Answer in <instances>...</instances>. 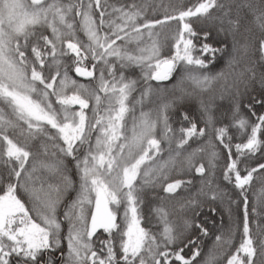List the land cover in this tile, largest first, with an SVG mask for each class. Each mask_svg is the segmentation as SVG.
<instances>
[{"label": "snow or ice", "instance_id": "6c2138e0", "mask_svg": "<svg viewBox=\"0 0 264 264\" xmlns=\"http://www.w3.org/2000/svg\"><path fill=\"white\" fill-rule=\"evenodd\" d=\"M244 6L251 8L250 4ZM215 8L225 9L226 6L220 0H201L194 8L181 9L173 15L166 14L163 19L145 20L141 24L138 20L143 18L146 5L113 8V12L119 13L116 19L121 21L116 23L115 19L105 18L111 14L102 6V0H0V141L4 144L0 161L8 169L6 174L0 173V264H13V258L15 264H45L43 257L60 248L63 221L57 215V207L72 186L63 167L64 157L76 160L80 176L79 191L63 215L68 222V250L66 255L61 252L64 264H170L171 260L178 264H195L200 255L199 248L186 258L182 253L187 245L170 247L177 245L181 236L169 223L165 209H154L163 223L160 239L141 226L140 205L143 201L140 194L145 186L168 180L189 141L203 137L210 128L215 131L216 139L230 149L231 144L224 140L228 134L227 126L215 128L210 106L201 103L205 127L198 129L188 114L183 113V119L189 120L191 126L182 127L177 138L168 122L167 111L172 106L171 102L160 105L155 119L151 111L143 110L136 117L135 105H143L151 98L154 89L147 81L168 80L180 64L185 69L181 79L190 81L202 92L209 90L218 76L223 75L201 74L194 70L207 68L215 59V53L222 49L206 42L197 49L193 38L199 34L189 20L209 16ZM230 11L228 6L225 15ZM172 20L179 21L181 27L178 35L173 37L175 51L163 57L160 34L154 30ZM255 20L264 30V12L255 15ZM229 23L238 28L240 21L230 20ZM37 28H46L51 36L38 34ZM105 28L108 31H104ZM78 30L83 31L87 43L79 39ZM145 32L151 43L141 46ZM209 35L208 32L203 33L204 40ZM117 41L124 43L118 45ZM130 43L137 44L135 53L126 47ZM29 47L34 61L26 55ZM259 49L264 56V39L260 41ZM197 50L202 55L211 54L212 60L206 61L202 55H195ZM69 52L75 55L73 63L78 76L93 77L97 65H102L98 92L95 89L90 91L86 85H78L69 76L68 65L61 59ZM89 57L96 62L92 65L93 70L83 67ZM110 58H115L121 68L135 65L143 72L146 87L134 104H129V100L136 91L137 81L126 79L123 72L117 79ZM46 67L51 73L50 78L44 73ZM105 69L111 80L105 77ZM69 87L75 89L71 94L67 91ZM99 92L104 93V97ZM92 100L95 105L93 115L89 117L85 109L89 108ZM75 105L79 106L78 110L73 108ZM130 113L132 126L129 133L127 117ZM234 113L238 115V105ZM257 121L251 125L247 141L235 144L236 158L233 159L229 153L223 174L226 181L234 182V187L244 197L243 240L229 256L227 264H256L254 258L258 249L264 256V239L257 246L251 234L245 195L246 186L254 179V173L264 169V163L250 169L245 165L243 171L246 174L243 175L239 167L242 157L254 155L264 144L257 135L264 128V115L258 116ZM158 126L163 129L159 138L156 135ZM232 126L243 131L249 126V121L240 116ZM9 130L22 138V142L10 138ZM93 132L97 133L95 143H92ZM228 139L230 141L231 137ZM37 140H40V151L34 153L30 148ZM173 141L175 149L172 148ZM165 142L169 155L167 159H161ZM85 146L83 158H78L77 153ZM203 151V148L196 149L185 158L188 170L195 167L201 176L207 170L203 163L195 166L194 158ZM49 154L53 158L51 161L40 159L41 155ZM217 157L213 146L209 153L210 169L216 167ZM30 160L32 164L28 167ZM40 169L60 178V183L48 184L50 191L43 200L37 195L35 186L38 179L35 173ZM186 183L191 181L177 179L166 183L163 190L174 194ZM208 186L211 187L210 180ZM21 190L33 200L32 209L26 207L21 199ZM223 195L212 191L211 199ZM189 203L195 204L196 201ZM91 205L94 209L89 223L88 206ZM121 207L124 208L121 217L123 227L118 221ZM30 212H35V216ZM186 226L192 225L186 222ZM195 226L207 235L202 225L197 223ZM98 229L108 233V239L101 241L103 247L100 252L104 255L94 248L93 237ZM117 237L119 256L115 250ZM216 241L229 244L231 238L217 236ZM195 243V240L189 241V244ZM47 264H53V261L49 259Z\"/></svg>", "mask_w": 264, "mask_h": 264}, {"label": "rangeland", "instance_id": "374dc122", "mask_svg": "<svg viewBox=\"0 0 264 264\" xmlns=\"http://www.w3.org/2000/svg\"><path fill=\"white\" fill-rule=\"evenodd\" d=\"M194 3L195 0H102V6L107 9V12L110 13V17L106 16V19H115L116 23H121L118 19H116L119 16V13L113 12V8H127L130 5H137L138 7L145 6L146 5V10L144 12L143 18L138 20V23H144L145 20H156V19H163L164 16L167 15H173L176 12H178L181 9H186L188 7H195L196 5L191 3ZM221 3L225 4L226 8L228 6L227 0H220ZM227 4V5H226ZM250 4L251 8L245 7L244 5ZM235 9L238 10L241 9L245 12L246 15L245 18L246 20L249 21L250 26L254 30V32H257L256 29L262 34L261 40L264 39V30H262L257 21L255 20V15H258L260 12H264V3H261V1H256V0H237L235 4ZM225 9L221 8H215V11L213 13H210V15L207 18H203L200 20H197V24L194 21H190L192 27L194 30L198 33L203 35V33L207 32V29H210V35L212 42L215 43V45H226L229 47L228 52L229 55L228 57H225V66L228 67L223 70L222 69H216V70H210V69H194L195 71H198L199 73H208L209 75L216 76L219 73L224 75L218 76V78L214 81L212 87L207 90V91H200L198 88H195L190 81L187 80H182L181 78L185 75V69L183 64H180L177 66L176 71L173 72L172 76L168 80L164 81H155V80H149L147 81L148 84H150L154 92L149 100H146L143 105L136 104L135 105V115L136 117H139L141 110L145 112L151 111L152 117L155 119L158 113V110L160 108V105L163 103H169L171 102V107L167 111V115L169 117V124L171 128L173 129L176 137L178 138L180 134V129L190 127V122L189 120H182L183 118L181 117V112L180 110V101L183 100V94L186 96V94L189 95L190 98V117L191 120H193L197 124V128H203L205 127V120H204V114L201 110V103L204 105H209L210 106V111L212 116L214 117V127L215 126H220V127H225L227 126L228 129V134L226 138L231 137V141L234 140V142L237 143H244L248 139V135L251 133V125L254 124V122H250V119L239 110L238 115L234 113V109L236 108V91H235V73L231 72L232 65L237 66V60H238V48H239V41L238 36L235 34V31L232 30L230 25L228 24V21L230 20V12H228L227 15H225ZM237 13V11H234ZM95 16L97 19V22L99 21V12H95ZM229 17V20H228ZM181 27V24L177 20H172L166 23L163 26H157V28L154 30L155 32H158L159 35V40L161 44L163 45L162 47V56L163 57H168L170 56L175 49L173 48V44L175 43L173 37L178 35L179 29ZM77 28L79 29V18H77ZM37 33H43L44 35H49L51 36L50 31H48L46 28H37L36 29ZM104 31H108L107 28L104 29ZM144 31V30H142ZM77 36L79 39L87 43V37L83 33V31H77ZM196 38V37H195ZM193 38L194 43L197 45V49L205 43V42H200L196 41V39ZM226 42V43H225ZM244 42V41H243ZM257 41L255 40V47L257 49L252 52V58L256 60L257 63L262 62L261 60H264V56H262L260 49H259V44L260 40L257 46ZM123 41H117L118 45L123 44ZM151 40H149L146 32L143 37V42L141 46H144V44H150ZM41 47H43V41L40 42ZM126 47L135 53L137 44L136 43H130L127 44ZM259 49V51H258ZM249 52V53H251ZM26 55L29 56L30 59L34 61V57L31 54V47H29L26 50ZM195 55L201 56L199 50L195 52ZM61 59L68 65V74L69 76L77 81V84H83L86 85L89 90H97L98 92V84H99V76H100V67L102 65H97L96 69L94 70V76L93 77H88V78H82L78 76L75 72V65L73 61L75 60V55L72 53H68L66 56L61 57ZM112 64L114 65V72L116 74V78L119 79L120 73L123 72L124 76L126 79H134L137 81V86H136V91L132 93V96L130 97L129 104H134L135 101L140 97L141 92L143 89L146 87V82L143 77V72L141 69L135 65H130L128 67L121 68L120 63L115 60V58H110ZM96 63L93 61L90 57L89 59L84 61L83 67L87 68L88 70H93L92 65ZM37 68L39 69V65H36ZM236 68V67H235ZM234 68V69H235ZM44 73L49 76L50 78V71L46 67L44 69ZM105 77L109 80L112 79V77H109L107 75V70L105 69ZM75 89L72 87H69L67 89L68 94H71ZM173 92L176 93L172 94ZM99 95L101 97H104V93L99 92ZM54 99V98H53ZM95 105V101L92 100L90 101V106L88 109H85L86 114L89 117H92V108ZM58 107V106H57ZM75 110L79 109L78 105L73 106ZM216 110H219V114L217 113ZM101 111H103V107L101 108ZM263 112V111H262ZM224 115V116H223ZM240 116L246 117L247 120L249 121V126L241 131L240 129L233 127V122L235 119H238ZM132 126V114L130 113L127 117V127L130 133V129ZM51 132H55L53 129H49ZM163 129L162 126H158L156 130V135L157 138L160 137ZM211 133H213V130L210 128L204 138L210 137ZM9 136L10 138H13L17 142H22V138H18L12 130H9ZM97 133L93 132L92 134V143H95V137ZM41 139H44L41 137ZM199 137H194L191 139L188 143V145L185 146L184 150L182 151V154L180 157L177 158V165L176 168H174L168 177V180L166 181H161L159 183H156L155 185H149L145 186L143 188V191L141 192V197L143 203L140 205V213L143 217L141 221V226L144 227L145 229L149 230L153 234L157 235V239H160L159 233L162 231L163 228V223L157 216V214L154 212V209L156 208H163L167 211L168 213V221L172 226L174 227L176 233H179V230L181 229V224H178L177 221H174L168 212L167 209V204L169 202H172V198L166 196V195H161L160 198L155 197V199H149L148 201L146 198H144L145 194L153 190L152 192H156V190H160L166 183L172 182L174 180H184V181H197L199 184H203L204 181H202L204 178L210 177L211 174H209V153L213 151V146L209 142V144L205 145L204 140H198ZM233 142V143H234ZM50 143V142H49ZM62 144V141H60ZM40 145V140H37L32 143L30 151L36 153L40 151L39 148ZM4 147L3 141H0V151H2ZM162 147L165 149V151L161 154V159H167L169 152L167 151L168 149V144L167 142L162 144ZM205 147V148H204ZM172 148L175 149V141H173ZM203 148V152H198L197 155L194 158V164L195 166H199L201 163L204 164L206 168V172H208V175H203L204 178H197L196 176V171L195 167H192L191 171L188 170V166L186 163L185 158L188 156L189 153H192L196 149ZM216 148V147H215ZM85 148H82L79 153H77L78 158H83V155L85 153ZM216 152L218 150L215 149ZM59 155V154H57ZM219 157V153H218ZM40 159L51 161L53 158L49 154L48 156H40ZM242 163L239 165V167L242 170V175L246 174L243 169L245 168V165L248 166V168L256 167L259 164L264 163V144H262V148L258 150L254 155H249L246 157H242ZM32 161H29L28 167H31ZM63 167L65 170V174L70 178L72 182V186L69 188L67 192L64 193L60 204L57 207V215L58 217L63 221L62 223V231H61V245L58 250H56V253H60V262L59 264H64L63 259L61 258V252H63L65 255L67 254V234H68V222L63 219L64 212L66 210V207L68 204L71 203L72 200L75 199L77 192L79 191V185H80V176L79 172L76 168V160L73 159L72 157H64L63 158ZM8 169L3 165L2 161H0V173L6 174ZM35 176L38 177V179L35 182V186L37 188V195L40 197L41 200L46 198L47 193L50 191L48 188V184H58L60 183V178L58 176H52L50 175L47 171L40 169L35 173ZM201 177V176H200ZM234 179V178H233ZM254 189L253 193L251 195L254 197L255 200H257L263 191L264 187V169L259 170L258 172L254 173ZM138 183H141L138 181ZM215 185H218L220 188H223L222 183H215ZM41 187H43V190H40ZM204 187L207 189V184L204 185ZM247 192V189H246ZM246 194V193H245ZM20 197L21 199L25 202L26 207L29 209L33 208V200H31L23 190L20 192ZM195 200V199H194ZM153 201V202H151ZM195 204H190V208H187V206H181V211H185L188 214V217L183 216V225L185 224L184 228L187 224H195L196 219H195V214H196V208L199 207V201L195 200ZM148 202V203H147ZM147 203V204H146ZM94 205L88 206V221L90 223V213L93 209ZM124 208L121 207L119 209V215H118V221L121 222V226L123 227V223L121 220V217L123 216ZM31 215L35 216V212H30ZM240 227V225H239ZM242 234V233H240ZM108 239V233H105L103 230L99 231L96 233V235L93 237V243H94V248L95 250L100 254H105V253H100V249L103 247L98 246V244H101V241ZM243 239H240L237 243H231L234 248H238L239 244L242 242ZM115 244L117 248L119 249V237H117V240L115 241ZM222 245L223 243H217L215 238L210 239V241L207 242L206 248L204 250V253L202 256L199 258V261L195 264H213L215 263V260L218 259L219 257L222 256ZM176 246V245H175ZM175 246H170V247H175ZM258 246V245H257ZM163 250V249H161ZM231 252L227 253V255H230ZM190 254V251L188 252V255ZM228 255V256H229ZM227 256V257H228ZM224 257V256H222ZM221 257V259H223ZM225 258V260L227 259ZM215 258V259H213ZM51 259L52 261L53 258L51 257H44L43 260L45 261V264H47V261ZM13 264H15V258H13ZM256 264H264V257L259 258L256 262Z\"/></svg>", "mask_w": 264, "mask_h": 264}, {"label": "trees", "instance_id": "16d2710c", "mask_svg": "<svg viewBox=\"0 0 264 264\" xmlns=\"http://www.w3.org/2000/svg\"><path fill=\"white\" fill-rule=\"evenodd\" d=\"M256 1H261V3H264V0ZM199 2H201V0H195V2H192L191 5H197ZM236 2L237 0H227L228 6L231 7L229 16L230 20L240 21L239 27L235 28L232 24L229 23L230 20L228 17V24L231 26L230 28H233L232 30L235 31V34L238 36L237 40L239 41V48L237 52V66L232 65V67L229 68H231V72L235 73V91L237 93L236 104L239 106V110L250 119V122H254L255 124L258 122L257 117L260 115H264V102H260L264 101V60H261L262 62L257 63L256 60L252 58L251 51H255L257 49V47H255V40L257 41L258 39V46L259 40L261 41L262 34H260L257 29V32H254V30L250 26L249 21L245 18L244 15L246 14L243 10H234L236 7ZM214 11L215 9H212L211 13H213ZM234 11H237V13H235ZM207 17L208 16L192 17L190 18V21H194L196 23L197 20ZM207 32L210 33L209 28L207 29ZM195 39L196 41H199L198 43L206 42L214 47L222 49V51L215 53V59L205 69L218 70L223 68L224 70L226 67L225 57H228L229 55V47L227 46V43L225 42L226 45H215V43L212 42L211 35H209L207 40H204L203 35L201 34H199ZM202 58H204L206 61L212 60V55L203 54ZM172 94L176 95L175 92H173ZM183 97V100L179 103V112H181L182 118L183 113H187L190 117L191 106L189 95L186 94L185 96L183 94ZM216 111L219 114V110ZM253 113H255V115H253ZM215 128H220V126H215ZM257 135L260 140L264 141V128H262ZM204 136L199 137L198 140H204L205 145L209 144L210 142L211 145H214V147H216L215 149L218 150L217 153H219V157H217V159L215 160L216 167L209 170V174H211L210 177H208L207 179L195 173L197 178H204L202 180L204 181L203 184H199V182L197 181H192L190 184L186 183L174 194L165 193L163 190V186L160 190H156V192H152L153 190L148 191L144 196L147 201L152 198L155 199V197L157 196L158 198H160L161 195H166L172 198V202H169L166 205L169 215L174 221H177L178 224H181V229L178 233L181 236V240L177 242V245L175 247L178 248L187 245V247H184V252L182 253L186 258L190 257L196 248H199L200 255L197 257L195 263L199 261V258L204 253L206 244L208 241H210V239H216L217 236H221L226 239L229 237L231 238L229 244H224L223 242H221L223 243V250L221 253L225 258L229 255H227V253L231 252V255L237 249V247L234 248L231 243H237L240 239H243L244 197L240 195V190L234 187V182L229 183L224 179L223 175L229 162V153H231L233 159L236 158L237 152L234 146L235 144H237V142H234V140L229 141V139L225 136V142L231 144V148L228 149L225 148L223 144H221V142L216 139L215 131L211 133L210 137L204 138ZM205 175H208V172H206ZM209 180L211 181V187L208 186ZM217 182L222 183L223 188L215 185V183ZM205 184H207V187L209 188L206 189L204 187ZM254 187V181H251L250 185L246 186L247 192L245 195L248 200V216L251 234L255 239L256 244L259 245V241L261 239H264V189L262 193L259 194L260 197L255 200L251 195V193H253L252 191ZM201 189H203V192H201ZM212 191H217L218 193H223L224 195L213 200L211 199ZM194 199L199 201L200 204L199 207L196 208V223L191 224V227L184 228L185 224L183 225V216L186 218L188 217V214L185 211H181V206H187V208H190L189 201H193ZM212 209H215V211H212ZM197 223L202 225V227L207 230V235H204L201 232V229L195 226ZM191 240H195L196 243L189 244V241ZM101 245L102 244H98V246L102 247ZM117 246L118 244H115V250L117 251V254L119 256L120 252ZM189 251L190 254L188 255ZM229 256L227 257V259L229 258ZM44 257L53 258V264H59L60 262V253H56V251L50 252ZM221 257L216 259L215 263L213 264H227V259L225 260L224 257H222L223 259H221ZM263 257L264 256H261L259 254L258 249L257 256L254 258L255 261L257 262L259 258ZM170 264H178V262L171 260Z\"/></svg>", "mask_w": 264, "mask_h": 264}, {"label": "water", "instance_id": "95a60500", "mask_svg": "<svg viewBox=\"0 0 264 264\" xmlns=\"http://www.w3.org/2000/svg\"><path fill=\"white\" fill-rule=\"evenodd\" d=\"M80 77H82V76H80ZM82 78H88V77H82ZM93 209H94V206H93ZM93 209H92V210H93ZM90 220H91V217H90ZM101 230H103V229H98V230H97V233H98L99 231H101Z\"/></svg>", "mask_w": 264, "mask_h": 264}]
</instances>
